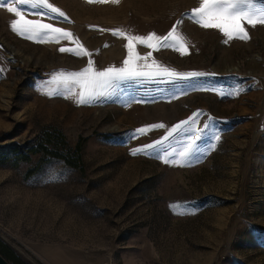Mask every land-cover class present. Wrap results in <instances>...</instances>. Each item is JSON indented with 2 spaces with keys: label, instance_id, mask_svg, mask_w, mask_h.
<instances>
[{
  "label": "rangeland",
  "instance_id": "rangeland-1",
  "mask_svg": "<svg viewBox=\"0 0 264 264\" xmlns=\"http://www.w3.org/2000/svg\"><path fill=\"white\" fill-rule=\"evenodd\" d=\"M50 2L71 22L20 7L28 19L71 31L92 55L59 51L76 48L73 39L40 43L18 35L10 27L15 15L0 8V144L55 127L71 146L84 139L82 169L51 161L25 177L30 164L0 166V240L30 264H264V25L245 24L251 39L225 44L219 30L184 15L200 0ZM178 20L186 54L133 41L136 51L152 52L148 63L215 75L122 82L92 104L44 94L56 88L49 81L57 70L78 71L89 59L97 69L121 66L128 40L111 29L164 36ZM233 89L244 91L220 95ZM197 110V127L211 124L198 159L179 166L157 158L184 149L188 134L182 131L152 155L131 154ZM160 122L166 127L132 138L136 129Z\"/></svg>",
  "mask_w": 264,
  "mask_h": 264
},
{
  "label": "snow or ice",
  "instance_id": "snow-or-ice-1",
  "mask_svg": "<svg viewBox=\"0 0 264 264\" xmlns=\"http://www.w3.org/2000/svg\"><path fill=\"white\" fill-rule=\"evenodd\" d=\"M88 2L107 3L109 0H88ZM110 2L119 3L120 0H110ZM22 5H31L33 9H41L37 14L42 17L51 16L54 19L62 18L71 22L67 14L51 3L50 0H0V8H6L7 11L15 15L16 18L10 21V27L18 35L40 43H59L64 39H73L77 44L76 48L60 47L59 51L70 52L77 56L87 55L90 57L92 55L79 42L78 36H75L71 31L57 27L51 23H46L42 19H28L20 7ZM184 15L191 18L193 22L204 29L219 30L226 37L223 41L225 44L233 39L250 40L251 36L245 24L252 27H255L257 24L264 25V0H200L197 7L192 8ZM181 24L182 20H178L176 25L164 36H159L155 32H151L147 36L130 34V30L122 27L111 29L110 31H112L113 35L125 37L128 40L126 45L128 56L121 66L110 65L103 69H97L94 66V61L89 59L87 66L78 71L57 70L51 74V80L49 81V84H55L56 88L47 90L44 94L49 96L59 94L66 96V98L74 96L75 102L78 104H92L100 101L101 98L111 97L122 82L143 83L153 80H163L168 83H177L191 81L206 75H215L214 73L209 74L196 71L179 72L175 68L162 65L155 59L151 63H148V57L152 56V52H148L142 56L136 51V44L133 41L146 44L148 47L156 50L172 47L180 51L181 54H186L188 51L187 38L183 33L177 34V25ZM139 60H143L145 63L140 65L137 63ZM76 89H79V91H76ZM242 91L244 89H233L228 92L221 90L220 95L234 96L239 95ZM199 114L200 110H197L188 119L173 125L164 137L152 143L131 149V154L152 155V150L167 141L174 133L182 131L188 134V142L184 149L179 153L165 151L157 156V158L162 159L164 163L179 164V166H186V164H180V160L190 162L192 159H198L196 154L199 151V141L203 139L207 130L211 127L210 123H205L203 127H197L196 118ZM208 119L209 121H214L216 118L209 117ZM165 127L166 125L162 122L142 126L134 131L132 138L135 139L152 129ZM213 139L216 141L221 139L219 132L216 133ZM209 147L214 148L215 144L213 143ZM173 156H176L177 159H173Z\"/></svg>",
  "mask_w": 264,
  "mask_h": 264
},
{
  "label": "trees",
  "instance_id": "trees-1",
  "mask_svg": "<svg viewBox=\"0 0 264 264\" xmlns=\"http://www.w3.org/2000/svg\"><path fill=\"white\" fill-rule=\"evenodd\" d=\"M83 141L80 139L71 146L60 129L44 127L23 142L0 144V166L17 168L21 164H30L25 177L33 176L51 161H59L67 168L81 170ZM210 198L206 196L198 199V202L202 204ZM0 254L10 264H30L1 240Z\"/></svg>",
  "mask_w": 264,
  "mask_h": 264
},
{
  "label": "water",
  "instance_id": "water-1",
  "mask_svg": "<svg viewBox=\"0 0 264 264\" xmlns=\"http://www.w3.org/2000/svg\"><path fill=\"white\" fill-rule=\"evenodd\" d=\"M0 264H10V263L0 254Z\"/></svg>",
  "mask_w": 264,
  "mask_h": 264
}]
</instances>
